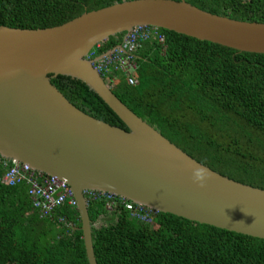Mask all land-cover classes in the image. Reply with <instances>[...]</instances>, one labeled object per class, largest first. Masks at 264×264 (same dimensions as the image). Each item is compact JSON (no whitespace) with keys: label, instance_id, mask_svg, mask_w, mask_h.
Instances as JSON below:
<instances>
[{"label":"trees","instance_id":"16d2710c","mask_svg":"<svg viewBox=\"0 0 264 264\" xmlns=\"http://www.w3.org/2000/svg\"><path fill=\"white\" fill-rule=\"evenodd\" d=\"M122 1L0 0V26L50 29ZM184 1L215 15L264 23V0ZM155 30L156 37L137 47L135 69L127 76L108 69L103 80L127 108L189 157L264 189V54ZM122 38H108L97 55ZM51 83L78 109L127 130L82 83L63 76ZM3 175L0 167V264H87L82 232L72 230L80 228L77 211L64 206L51 218H40L28 186L9 187ZM115 202L107 209L104 200H88L97 264H264L263 239L160 212L146 224L132 217L127 201ZM99 221L103 225L95 227Z\"/></svg>","mask_w":264,"mask_h":264},{"label":"water","instance_id":"95a60500","mask_svg":"<svg viewBox=\"0 0 264 264\" xmlns=\"http://www.w3.org/2000/svg\"><path fill=\"white\" fill-rule=\"evenodd\" d=\"M143 26L264 54V23L208 13L184 0H123L50 29L0 26V157L72 189L80 220L73 230L82 232L87 264L97 263L84 191L264 240V189L189 157L127 108L94 69L88 55L95 45ZM58 76L85 85L127 130L75 107L52 85ZM198 169L205 179L194 182Z\"/></svg>","mask_w":264,"mask_h":264},{"label":"built area","instance_id":"2783aa9c","mask_svg":"<svg viewBox=\"0 0 264 264\" xmlns=\"http://www.w3.org/2000/svg\"><path fill=\"white\" fill-rule=\"evenodd\" d=\"M156 37V30L150 27H135L128 33L119 46H116L107 58H101L97 55L100 44L95 45L88 58L94 61V69L102 76L111 69L116 72H123L126 76L131 70L135 69L134 53L138 49L141 42L148 41ZM161 42L162 38L158 37ZM129 84H133L132 80H128ZM0 167L4 170L2 182L9 186H28V196L32 201V205L38 210L41 218H51L52 215L60 208L67 207L76 210L77 203L72 196L69 186L50 176L36 173L31 168L22 164H17L0 157ZM115 198L109 193L89 191L86 199L88 200H104L107 203V209H112ZM128 210L132 211V217L137 220L152 224L153 212L141 205L128 202L124 205Z\"/></svg>","mask_w":264,"mask_h":264},{"label":"clouds","instance_id":"9594fccd","mask_svg":"<svg viewBox=\"0 0 264 264\" xmlns=\"http://www.w3.org/2000/svg\"><path fill=\"white\" fill-rule=\"evenodd\" d=\"M205 179V175H204V172L202 170H196L194 173H193V180L194 182H200V181H203ZM200 187H203V184L201 183L200 184Z\"/></svg>","mask_w":264,"mask_h":264},{"label":"rangeland","instance_id":"374dc122","mask_svg":"<svg viewBox=\"0 0 264 264\" xmlns=\"http://www.w3.org/2000/svg\"><path fill=\"white\" fill-rule=\"evenodd\" d=\"M132 30H133V29H132ZM132 30H131V31H132ZM131 31H130V32H131ZM130 32H129V33H130ZM119 45H120V44H119ZM119 45H118V46H119ZM112 50H113V49H112ZM35 172H36V171H35ZM36 173H38V172H36ZM41 174H42V173H41ZM43 175H44V174H43ZM24 185H25V184H24ZM27 194H28V193H27ZM31 205H32V201H31ZM32 208L35 209V208L33 207V205H32ZM35 210L38 212L37 209H35ZM57 211H58V210H57ZM57 211H56V212H57ZM56 212H55V213H56ZM55 213H54V214H55ZM54 214H53V215H54ZM38 215H39V212H38ZM53 215H52V216H53ZM39 217H40V216H39ZM40 218H41V217H40ZM60 220H63V219H62V218H59V222H60ZM60 223H61V222H60ZM100 225H103V223L100 222V221H99L98 223L94 224L95 227H98V226H100Z\"/></svg>","mask_w":264,"mask_h":264},{"label":"bare ground","instance_id":"6f19581e","mask_svg":"<svg viewBox=\"0 0 264 264\" xmlns=\"http://www.w3.org/2000/svg\"><path fill=\"white\" fill-rule=\"evenodd\" d=\"M70 188V187H69ZM70 190H71V192H72V189L70 188ZM89 191H84V196H85V198H86V196H87V193H88ZM72 196H73V198H74V195H73V192H72ZM75 199V198H74ZM76 201V200H75ZM77 203V202H76Z\"/></svg>","mask_w":264,"mask_h":264},{"label":"crops","instance_id":"0c3cea01","mask_svg":"<svg viewBox=\"0 0 264 264\" xmlns=\"http://www.w3.org/2000/svg\"><path fill=\"white\" fill-rule=\"evenodd\" d=\"M70 226H73V225H72V224H69V227H70ZM73 228H75V227L73 226ZM72 230H73V229H72ZM73 231H74V230H73Z\"/></svg>","mask_w":264,"mask_h":264}]
</instances>
